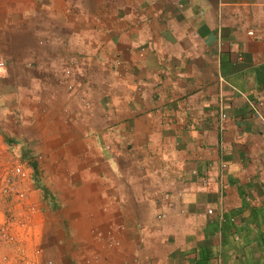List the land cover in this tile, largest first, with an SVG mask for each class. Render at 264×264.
I'll use <instances>...</instances> for the list:
<instances>
[{
  "label": "crops",
  "instance_id": "0c3cea01",
  "mask_svg": "<svg viewBox=\"0 0 264 264\" xmlns=\"http://www.w3.org/2000/svg\"><path fill=\"white\" fill-rule=\"evenodd\" d=\"M263 87L264 0H0V258L264 264Z\"/></svg>",
  "mask_w": 264,
  "mask_h": 264
},
{
  "label": "built area",
  "instance_id": "2783aa9c",
  "mask_svg": "<svg viewBox=\"0 0 264 264\" xmlns=\"http://www.w3.org/2000/svg\"><path fill=\"white\" fill-rule=\"evenodd\" d=\"M252 33H248L251 35ZM252 114L257 118L264 127V87L259 89L256 96L251 100L247 99ZM223 117H225L223 115ZM29 174L26 165L17 158L5 160L0 153V201L3 198L15 197L17 203H24L27 200ZM205 185V183H203ZM164 200H168V195L163 196ZM22 208V207H21ZM37 208L33 205L29 206V212L22 216L21 221L17 224L18 228H26V223L34 214ZM207 214L211 215L212 210H207ZM162 217V216H161ZM0 220V237L8 244L15 242V235L12 233L9 220ZM6 258H0V264H6Z\"/></svg>",
  "mask_w": 264,
  "mask_h": 264
}]
</instances>
